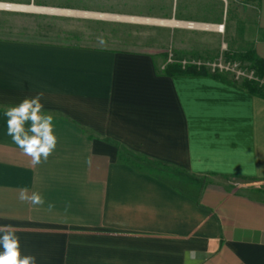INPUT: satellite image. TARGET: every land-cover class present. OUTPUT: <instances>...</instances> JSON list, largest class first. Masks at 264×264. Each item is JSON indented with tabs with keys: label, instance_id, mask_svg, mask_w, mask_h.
Returning a JSON list of instances; mask_svg holds the SVG:
<instances>
[{
	"label": "crops",
	"instance_id": "obj_1",
	"mask_svg": "<svg viewBox=\"0 0 264 264\" xmlns=\"http://www.w3.org/2000/svg\"><path fill=\"white\" fill-rule=\"evenodd\" d=\"M186 1L0 0L25 20L0 33V225L36 264H264V99L158 72L151 33L204 29ZM39 92L58 144L33 166L4 112Z\"/></svg>",
	"mask_w": 264,
	"mask_h": 264
},
{
	"label": "rangeland",
	"instance_id": "obj_2",
	"mask_svg": "<svg viewBox=\"0 0 264 264\" xmlns=\"http://www.w3.org/2000/svg\"><path fill=\"white\" fill-rule=\"evenodd\" d=\"M65 1L36 0L48 4ZM182 8L187 10L190 21H201L204 29H194V22H188V26L193 27L188 32L166 35L156 30L151 33L160 44V49L153 50L160 68L167 60L183 59L184 63L204 64L210 72L227 74L239 83L253 76L249 63L235 60V56L252 49L258 37L255 0H187L183 7L180 5L179 9ZM24 21L0 15V33L10 32L12 24Z\"/></svg>",
	"mask_w": 264,
	"mask_h": 264
},
{
	"label": "clouds",
	"instance_id": "obj_3",
	"mask_svg": "<svg viewBox=\"0 0 264 264\" xmlns=\"http://www.w3.org/2000/svg\"><path fill=\"white\" fill-rule=\"evenodd\" d=\"M43 97V92L26 96L4 112L7 135L26 156L31 158L33 166H39L47 161L58 144L53 116L44 111ZM18 200L37 207L46 204L40 192H29L27 188L19 190ZM47 207L51 210L54 205L47 203ZM194 258V251L185 252V264ZM0 264H36L35 256L22 253L20 239L16 234L15 226L11 224L0 225Z\"/></svg>",
	"mask_w": 264,
	"mask_h": 264
},
{
	"label": "trees",
	"instance_id": "obj_4",
	"mask_svg": "<svg viewBox=\"0 0 264 264\" xmlns=\"http://www.w3.org/2000/svg\"><path fill=\"white\" fill-rule=\"evenodd\" d=\"M256 2L259 0H255ZM246 61L249 63V69L253 72V76L251 78H245L241 83L235 81L234 79L229 78L227 74H223L220 72L212 73L209 68L201 63H184L183 59L175 60L166 63L158 72L161 75L173 77V76H205L211 77L217 81L226 83L233 87L245 90L253 96L263 98L264 99V60L256 55L253 49L247 50L242 55H236L235 60ZM125 152V151H124ZM162 167V164H157ZM160 167L155 166L153 169L155 174H159L157 172V168ZM141 168V167H138ZM151 171V170H150Z\"/></svg>",
	"mask_w": 264,
	"mask_h": 264
},
{
	"label": "built area",
	"instance_id": "obj_5",
	"mask_svg": "<svg viewBox=\"0 0 264 264\" xmlns=\"http://www.w3.org/2000/svg\"><path fill=\"white\" fill-rule=\"evenodd\" d=\"M254 1V0H253Z\"/></svg>",
	"mask_w": 264,
	"mask_h": 264
}]
</instances>
